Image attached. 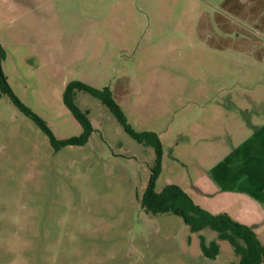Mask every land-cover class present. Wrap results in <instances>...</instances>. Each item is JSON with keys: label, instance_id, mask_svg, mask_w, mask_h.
Segmentation results:
<instances>
[{"label": "rangeland", "instance_id": "374dc122", "mask_svg": "<svg viewBox=\"0 0 264 264\" xmlns=\"http://www.w3.org/2000/svg\"><path fill=\"white\" fill-rule=\"evenodd\" d=\"M225 1L0 0V83L60 141L83 133L64 103L67 86L110 88L135 131L159 136L156 191L178 185L216 213L223 205L201 192L207 171L264 124L261 0ZM76 104L94 132L57 151L0 93V264L239 263L218 233L148 214L141 200L155 149L90 94L78 92ZM202 237L219 244L215 259Z\"/></svg>", "mask_w": 264, "mask_h": 264}, {"label": "trees", "instance_id": "16d2710c", "mask_svg": "<svg viewBox=\"0 0 264 264\" xmlns=\"http://www.w3.org/2000/svg\"><path fill=\"white\" fill-rule=\"evenodd\" d=\"M234 0H226L224 5L234 6ZM256 2V0H250ZM258 7H254L251 12L259 10V13H264V0L256 2ZM235 7V6H234ZM231 7L232 9H235ZM257 13V12H256ZM261 26L258 28L264 29V15L261 17ZM212 47L221 48L220 46ZM222 49V48H221ZM238 50V46H234ZM255 56L259 60L264 59L261 51L255 52ZM3 57V49L0 46V61ZM78 92H85L100 100L106 105L117 118L124 130L136 141L152 146L156 152V160L153 176L149 182L147 191L141 200L142 208L150 215L158 216L163 214H173L183 219L184 223L190 228L192 233H200L205 229H210L218 233L221 240H227L234 248L236 255L239 258L238 264H264V243L260 240L253 227L241 223L227 213L214 214L197 205L191 196L178 185H169L162 192L156 191V180L161 171L163 158V147L159 136L153 132L139 133L129 124L127 117L116 102L113 92L110 88L103 90L95 89L82 82L70 83L64 94V103L70 110L74 118L80 123L83 133L79 137H73L67 140H58L47 122L33 113L30 109L24 106L21 101L14 95L5 78H2L0 83V93L9 95L14 103L21 108L50 138L51 144L57 151L68 146H83L87 144L92 133L94 132L92 123L89 119L88 112H83L76 104V95ZM201 248L203 254L209 259H215L220 247L216 242L207 245L202 237Z\"/></svg>", "mask_w": 264, "mask_h": 264}, {"label": "crops", "instance_id": "0c3cea01", "mask_svg": "<svg viewBox=\"0 0 264 264\" xmlns=\"http://www.w3.org/2000/svg\"><path fill=\"white\" fill-rule=\"evenodd\" d=\"M206 180V192H201L223 205L214 214L227 213L253 227L264 243V124L233 144L207 171Z\"/></svg>", "mask_w": 264, "mask_h": 264}]
</instances>
